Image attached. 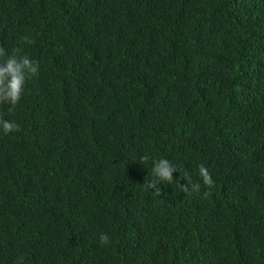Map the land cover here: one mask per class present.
I'll use <instances>...</instances> for the list:
<instances>
[{
	"label": "trees",
	"instance_id": "obj_1",
	"mask_svg": "<svg viewBox=\"0 0 264 264\" xmlns=\"http://www.w3.org/2000/svg\"><path fill=\"white\" fill-rule=\"evenodd\" d=\"M0 46L39 63L0 105V264H264V0H0Z\"/></svg>",
	"mask_w": 264,
	"mask_h": 264
},
{
	"label": "clouds",
	"instance_id": "obj_2",
	"mask_svg": "<svg viewBox=\"0 0 264 264\" xmlns=\"http://www.w3.org/2000/svg\"><path fill=\"white\" fill-rule=\"evenodd\" d=\"M39 63L34 58L19 54L16 51L7 52L0 46V105H8L7 112L12 113L22 96L25 93L26 81L38 73ZM20 128V124L13 119H8L3 113H0V133L7 134ZM138 159L145 164L151 161V176L146 183L149 190L158 194L161 191L160 185L164 182L173 181V171L177 169L173 162L165 156H153L150 153H143ZM186 181L179 187L189 195L198 192L201 188V182H194L192 177L186 173H181ZM198 175L202 183L211 186L214 183L212 174L203 164L198 166ZM99 239L102 243L109 242V235L101 233Z\"/></svg>",
	"mask_w": 264,
	"mask_h": 264
}]
</instances>
